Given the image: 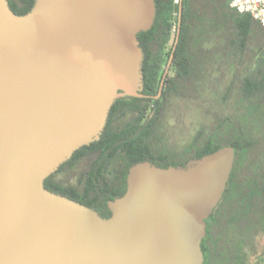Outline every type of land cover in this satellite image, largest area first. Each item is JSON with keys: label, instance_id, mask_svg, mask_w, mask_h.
Listing matches in <instances>:
<instances>
[{"label": "water", "instance_id": "water-1", "mask_svg": "<svg viewBox=\"0 0 264 264\" xmlns=\"http://www.w3.org/2000/svg\"><path fill=\"white\" fill-rule=\"evenodd\" d=\"M154 16V0H35L22 15L0 0V264H202L234 147L131 165L108 217L43 184L99 139L118 97L142 96L137 34Z\"/></svg>", "mask_w": 264, "mask_h": 264}, {"label": "trees", "instance_id": "trees-1", "mask_svg": "<svg viewBox=\"0 0 264 264\" xmlns=\"http://www.w3.org/2000/svg\"><path fill=\"white\" fill-rule=\"evenodd\" d=\"M7 1L18 15L29 12L35 2ZM231 1L154 0L153 23L137 34L143 52V92L149 95L159 93L182 5L178 41L159 98H117L99 139L75 150L46 177V189L97 211V205L107 207V201L125 193L128 169L137 162L184 166L191 158L230 145L235 159L229 183L249 186L260 196L264 193V128L259 131L253 123L246 127L239 118L218 115L208 130L196 131L183 159L159 153L153 145L166 100L185 97L198 86L216 89L227 80L223 102L234 97L253 118L261 112L259 106L264 109V26L249 13L237 12Z\"/></svg>", "mask_w": 264, "mask_h": 264}, {"label": "flooded vegetation", "instance_id": "flooded-vegetation-1", "mask_svg": "<svg viewBox=\"0 0 264 264\" xmlns=\"http://www.w3.org/2000/svg\"><path fill=\"white\" fill-rule=\"evenodd\" d=\"M140 93L142 96L133 97L152 96L156 99L160 96L145 94L143 89ZM159 138L154 139L153 145L159 153L165 154L167 148ZM259 197L249 186L233 185L228 179L221 198L205 220L206 233L201 240L202 264H264V249H253L247 242L257 238L262 231L263 209ZM97 207L99 215H111L108 201L107 207Z\"/></svg>", "mask_w": 264, "mask_h": 264}, {"label": "rangeland", "instance_id": "rangeland-1", "mask_svg": "<svg viewBox=\"0 0 264 264\" xmlns=\"http://www.w3.org/2000/svg\"><path fill=\"white\" fill-rule=\"evenodd\" d=\"M223 81L216 89L209 86H198L187 96L171 97L165 102L164 118L159 133L160 141L165 144L167 153L176 159L187 156L188 146L198 129L208 128L215 124L218 115H231L245 121L246 127L252 123L261 131L264 128V109L259 106V114L253 118L244 105L234 97L223 102L221 100ZM211 86V85H210ZM252 120V121H251ZM255 126V127H256ZM262 202V231L257 238L248 240L253 249H264V193L259 197ZM252 234V233H251Z\"/></svg>", "mask_w": 264, "mask_h": 264}, {"label": "built area", "instance_id": "built-area-1", "mask_svg": "<svg viewBox=\"0 0 264 264\" xmlns=\"http://www.w3.org/2000/svg\"><path fill=\"white\" fill-rule=\"evenodd\" d=\"M230 5L239 13H249L264 26V0H232Z\"/></svg>", "mask_w": 264, "mask_h": 264}]
</instances>
